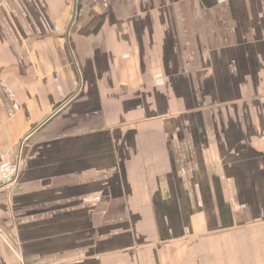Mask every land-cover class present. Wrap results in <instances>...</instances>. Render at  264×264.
<instances>
[{"label": "crops", "instance_id": "1", "mask_svg": "<svg viewBox=\"0 0 264 264\" xmlns=\"http://www.w3.org/2000/svg\"><path fill=\"white\" fill-rule=\"evenodd\" d=\"M0 264H264V0H0Z\"/></svg>", "mask_w": 264, "mask_h": 264}, {"label": "built area", "instance_id": "2", "mask_svg": "<svg viewBox=\"0 0 264 264\" xmlns=\"http://www.w3.org/2000/svg\"><path fill=\"white\" fill-rule=\"evenodd\" d=\"M20 171L18 162L2 160L0 162V187L14 185L19 179Z\"/></svg>", "mask_w": 264, "mask_h": 264}]
</instances>
